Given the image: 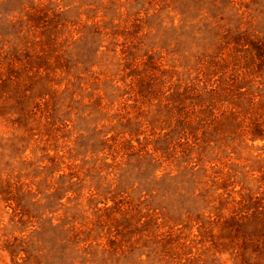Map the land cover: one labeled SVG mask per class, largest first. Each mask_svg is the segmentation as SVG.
<instances>
[{"label":"rangeland","instance_id":"rangeland-1","mask_svg":"<svg viewBox=\"0 0 264 264\" xmlns=\"http://www.w3.org/2000/svg\"><path fill=\"white\" fill-rule=\"evenodd\" d=\"M0 264H264V0H0Z\"/></svg>","mask_w":264,"mask_h":264}]
</instances>
